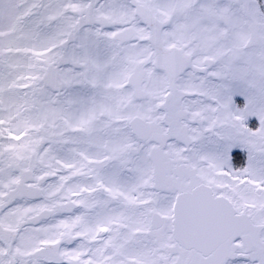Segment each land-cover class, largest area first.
Segmentation results:
<instances>
[{"label": "snow or ice", "instance_id": "1", "mask_svg": "<svg viewBox=\"0 0 264 264\" xmlns=\"http://www.w3.org/2000/svg\"><path fill=\"white\" fill-rule=\"evenodd\" d=\"M0 264H264V0H0Z\"/></svg>", "mask_w": 264, "mask_h": 264}]
</instances>
